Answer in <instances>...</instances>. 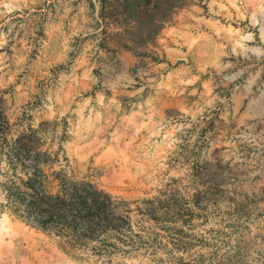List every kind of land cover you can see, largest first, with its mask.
Masks as SVG:
<instances>
[{
  "label": "rangeland",
  "instance_id": "rangeland-1",
  "mask_svg": "<svg viewBox=\"0 0 264 264\" xmlns=\"http://www.w3.org/2000/svg\"><path fill=\"white\" fill-rule=\"evenodd\" d=\"M0 96L48 190L129 203L142 243L108 264H264V0H0ZM4 203L0 264L107 259Z\"/></svg>",
  "mask_w": 264,
  "mask_h": 264
},
{
  "label": "trees",
  "instance_id": "trees-1",
  "mask_svg": "<svg viewBox=\"0 0 264 264\" xmlns=\"http://www.w3.org/2000/svg\"><path fill=\"white\" fill-rule=\"evenodd\" d=\"M2 106L0 96L3 207L47 235L64 239L71 249H88L106 257L103 264L110 263L112 255L126 253L125 248L142 243L131 230V210L125 200L61 171L55 174L57 190H48L43 166L51 161L50 154L31 134L9 137L10 124Z\"/></svg>",
  "mask_w": 264,
  "mask_h": 264
}]
</instances>
